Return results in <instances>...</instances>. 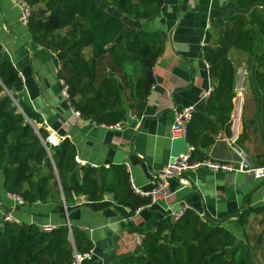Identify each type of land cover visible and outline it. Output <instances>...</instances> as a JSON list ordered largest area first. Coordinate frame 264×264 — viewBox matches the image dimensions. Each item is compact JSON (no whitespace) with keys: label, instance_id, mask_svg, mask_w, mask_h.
<instances>
[{"label":"crops","instance_id":"obj_1","mask_svg":"<svg viewBox=\"0 0 264 264\" xmlns=\"http://www.w3.org/2000/svg\"><path fill=\"white\" fill-rule=\"evenodd\" d=\"M41 8L42 4L32 7V13ZM106 8L122 18L125 31H160L165 39L164 51L152 70L154 82L143 99L124 87V71L115 68L108 55L98 58L102 76L121 79L126 115L119 128L97 124L73 112L74 107L63 97L61 84V75L72 72L63 67L70 58L69 51H54L35 42L28 26L20 21L19 7L10 0H0V44L23 80L20 97L38 115V121L32 120L36 131L42 130L45 137L52 131L64 137L63 143L74 148L72 163L78 167L125 166L132 188L134 185L145 192L153 188V177L162 172L172 156L191 148L192 161L208 157L232 161L236 159L234 147H239L253 166H264V90L255 83L256 62L234 47L229 49L237 70L231 127H208L196 144L190 143L187 136L175 140L170 137L174 108L195 105L196 112L205 110L216 83L210 75L205 48L221 47L232 28L231 16L244 10L234 0H164L155 19L139 21L114 7ZM86 49L83 53L91 60L92 52L90 58ZM232 137L235 143H231ZM50 155L59 192L51 187V195L44 201L19 203L4 189L0 171V223L8 213L18 222L34 223L39 228H57L69 222L84 230L93 242L92 259L81 264H121V259L142 252L138 237L157 230L170 210H180L187 204L203 219L225 226L243 240L250 264H264V178L254 179L240 172H212L205 167L189 170L185 173L188 185L184 186L176 176L170 177L169 197L157 196L132 212L130 207L117 204L111 192L102 200L88 201L85 195L73 191L75 203L67 205L56 163H68L69 157L57 148L51 149ZM49 171L43 160L35 178ZM99 178L110 181L113 176L100 173ZM64 180L69 183L71 177ZM250 207L262 209L250 213L244 234L238 219Z\"/></svg>","mask_w":264,"mask_h":264},{"label":"trees","instance_id":"obj_2","mask_svg":"<svg viewBox=\"0 0 264 264\" xmlns=\"http://www.w3.org/2000/svg\"><path fill=\"white\" fill-rule=\"evenodd\" d=\"M31 7L42 4L44 16L32 13L27 25L35 42L54 51H69L63 64L71 68L61 75L69 85L71 105L85 118L97 124H114L125 118L120 78L106 75L98 80L97 60L108 55L113 66L124 71V87L134 97L145 98L154 82L152 70L164 51L165 39L160 31H125L121 17L107 6L139 21L155 19L164 0H27ZM244 11L231 16L232 28L221 47L205 48L215 86L206 100L205 110L197 111L188 125L187 140L196 144L204 129L230 126L236 97V70L229 55L234 47L257 64L255 83L264 90V0H234ZM106 5H105V4ZM48 14V15H45ZM69 28L66 34H60ZM60 31V32H59ZM90 47L92 59L83 50ZM24 83L19 71L0 44V171L4 189L23 198L24 202L47 200L50 188L59 192V181L47 150L35 127L27 120L38 121V115L23 101ZM13 96L21 109L15 104ZM27 117H26V116ZM57 151L68 155L69 162L57 160L61 187L67 205L75 203L73 191L88 201L102 200L111 192L117 204L132 212L149 203V197L138 195L131 186L125 166L110 168L78 167L74 148L64 142ZM45 161L48 173L35 178V163ZM100 173L111 174L101 181ZM71 177L69 183L66 177ZM51 185V186H50ZM262 208L250 207L239 215L238 222L246 234L248 217ZM74 244V245H73ZM142 252L121 259V264H250L246 245L223 225L212 224L193 210L177 221L167 216L157 230L142 237ZM74 246L79 253L93 248L87 233L76 225L43 231L34 223L2 220L0 223V264H71Z\"/></svg>","mask_w":264,"mask_h":264},{"label":"built area","instance_id":"obj_3","mask_svg":"<svg viewBox=\"0 0 264 264\" xmlns=\"http://www.w3.org/2000/svg\"><path fill=\"white\" fill-rule=\"evenodd\" d=\"M10 1L19 7L20 21L23 24L28 25L30 18L32 16V7L28 3V1L27 0H10ZM61 84H62L63 97L70 102L69 85L64 78H61ZM72 110L76 114L81 115L80 111H76L74 108ZM195 112H196L195 105H190L183 108H174L175 119L170 130V137L172 140L178 138H185L187 136L188 125L192 120ZM108 127L119 128L120 122H116L112 124V126L110 125ZM37 133L39 134L38 130ZM40 138L49 155L51 149L59 147L64 141V137H61L60 135H58L56 132L53 131L50 132L45 138H43L40 135ZM230 141L231 143H235L236 138L232 137L230 138ZM193 149L194 148H191L189 152L179 154L178 156H172L165 165V167L162 169V172L156 174L153 177L152 180L153 188L150 191L147 192L142 191L133 185L134 191L141 196L149 197L152 201H155L157 196H163L167 198L171 194L170 185L168 182V179L170 177L173 176L178 177L180 179V182L185 186L190 183L188 178H186L185 173L189 170H196L201 167H205L212 172H220V171H224L227 173L240 172V173L248 174L254 179L264 178V166L262 167L253 166L249 159L248 154L239 147H234V151L236 153V159L232 161L216 160L209 157L201 161H192L191 151H193ZM75 159L77 162L83 163L78 157H76ZM13 198H15L21 204L24 203L23 198H21L20 196L13 194ZM188 210H191L190 206L184 204L180 210H170L168 216L172 219V221H177ZM3 220L18 222L10 213L4 215ZM55 228L56 227L52 225H45L41 227L43 231H52ZM137 242L139 244H142V238L138 237ZM93 253H94L93 249L84 253H79L77 250H74V261L71 264H81L86 259L90 260L92 259Z\"/></svg>","mask_w":264,"mask_h":264},{"label":"rangeland","instance_id":"obj_4","mask_svg":"<svg viewBox=\"0 0 264 264\" xmlns=\"http://www.w3.org/2000/svg\"><path fill=\"white\" fill-rule=\"evenodd\" d=\"M37 16H39V15H41V13H40V10L37 12V13H35ZM60 32V31H59ZM86 52H88L89 53V57L91 58V49L90 48H87L86 49ZM97 68H98V80H100L103 76H102V67L100 68V66H98L97 65ZM237 71V70H236ZM47 156H48V158L51 160V156L49 155V153L47 152ZM53 158H56V155H54V157ZM52 161V160H51ZM34 167L37 169H39V163H35L34 164ZM49 168V167H48Z\"/></svg>","mask_w":264,"mask_h":264},{"label":"water","instance_id":"obj_5","mask_svg":"<svg viewBox=\"0 0 264 264\" xmlns=\"http://www.w3.org/2000/svg\"><path fill=\"white\" fill-rule=\"evenodd\" d=\"M11 97L13 98L15 104L18 106V108L21 110V112H23V114H25L24 111H23V110L21 109V107L19 106L17 100H16L13 96H11ZM25 116H26V115H25ZM26 117H27V116H26ZM27 120H28V121L34 126V123H33L32 120H30L28 117H27ZM34 127H35V126H34ZM67 226H69V228L71 227L69 222L67 223ZM73 245H74V244H73ZM74 250H76V249H75V246H74Z\"/></svg>","mask_w":264,"mask_h":264}]
</instances>
